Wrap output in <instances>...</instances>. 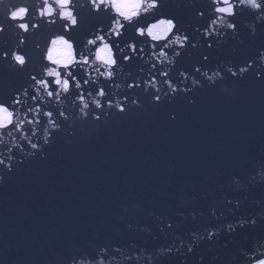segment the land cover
<instances>
[{"label":"water","instance_id":"1","mask_svg":"<svg viewBox=\"0 0 264 264\" xmlns=\"http://www.w3.org/2000/svg\"><path fill=\"white\" fill-rule=\"evenodd\" d=\"M80 2L84 6L75 8L78 27L66 34L75 41L78 52L84 51L85 39L98 26L108 31L113 18L111 9L93 13L87 0H73L74 4ZM160 3L155 15H143L131 24L122 21L125 29L119 43L134 39L137 26L162 15L176 22L181 36L190 37L189 44L195 41L203 47L179 49L173 45L166 51L180 50L182 55L169 64L154 55L150 39L137 40L138 50L145 49L143 58L125 62L117 50L118 63L111 69V78L96 71L98 64L74 66V75L81 81L85 72L90 73L89 83L82 86L87 109L81 111L82 103L74 98L80 90L74 88L68 93L61 90L58 102L42 93V100L29 98L24 106L39 103L42 111H53L52 118L62 122L63 130L55 133L43 158L39 154L23 156L13 147L14 137L16 144L25 143L20 134L8 136L3 134L8 130H0L6 141L0 143V159L14 155L25 161L12 172L0 165V175L5 177L0 183V264H70L71 256L97 245L120 247L125 255L146 250L144 255H153L154 264H248L244 253L264 251V78L257 75L264 72V64L257 59L264 49V17L247 6L238 9L236 17L227 18L234 19L236 33L223 27L217 29L220 36L204 37L211 12L204 18L196 12L201 5L207 8L208 0ZM40 6L39 0H0V49L15 47L23 36V47L32 58L25 66L28 71L40 65L35 45L40 44L42 50L54 33L63 31L64 21L51 24L48 20L52 18L38 16ZM21 7L29 10L26 18L10 19ZM21 22L29 24L27 33L17 27ZM32 24L39 28L33 29ZM113 42H117L115 38ZM209 42L212 48L206 46ZM202 54L209 56L208 61L202 60ZM157 60L160 62L153 69ZM246 62L254 63L242 77L223 72L224 67ZM218 65L225 79L214 87L198 89L195 104L182 93L172 96L164 83L167 79L179 83L181 71L199 77L195 66L211 74ZM161 69L168 70L169 76H159ZM153 75L160 93L151 85ZM145 80L150 83L146 85ZM133 82L140 86L129 88ZM28 83L25 72L0 63V100L11 104L13 94ZM100 87L105 89V97L96 94ZM164 92L170 93L172 102L165 100ZM155 94L161 95V103L153 101ZM94 98L104 107L95 108ZM133 99L142 106L133 105ZM117 100L126 105L125 113L116 108ZM60 110L68 115L67 121L56 115ZM97 114L100 120L93 118ZM171 115L176 119H170ZM26 117L33 118V114L21 109L24 130L32 127ZM39 119L37 137L32 139L40 138L43 143L44 129L49 133L52 129L42 112ZM212 210L216 216L211 215ZM241 219L257 223L226 229ZM206 229L218 230V235L197 241L193 233L203 236ZM182 241L181 252L166 251L179 248ZM189 243L193 251L187 253ZM112 264L134 262L118 255ZM139 264L149 262L141 259Z\"/></svg>","mask_w":264,"mask_h":264},{"label":"snow or ice","instance_id":"2","mask_svg":"<svg viewBox=\"0 0 264 264\" xmlns=\"http://www.w3.org/2000/svg\"><path fill=\"white\" fill-rule=\"evenodd\" d=\"M259 4L258 9L253 10L261 13V16L264 17V0H257ZM154 3L156 4V7L149 12L148 14L155 15L156 10H158L161 7L160 0H154ZM89 5L91 6V11L93 13H100L101 11H104V7L101 6L99 8H96L92 5L91 0H89ZM231 7L232 12L231 14L222 11V9L226 7ZM248 5L245 3H242L241 0H208L207 8L204 5H201L199 10L196 12V16L199 18H204L208 16L209 11L211 12V17L208 20V22L204 26V31L202 35L204 37H211L213 35L220 36L218 28L226 27L227 29L231 30L233 33H236L237 31V25L233 22L234 19L229 21L227 18H234L238 14V9L247 7ZM28 9L26 8V12L28 13ZM69 11L73 12V18L72 19H64V23L61 25V28L63 31L61 33H54L48 40L47 45L41 50V45L36 44V49L40 52V65L38 69H33L31 71H28L26 69V65L31 63V56L28 53L27 50L24 49V45L26 44V40L23 37V39L20 38L18 44L13 48H4L0 49V63H3L8 69L12 71L17 72H25L27 79L29 81L28 86L24 87L23 89L17 90L13 94V98L11 101V104H9L7 101L0 100V109H3L7 111L11 116V123L4 126L3 128H0V130H8L6 133H3L4 135H8L9 133L13 134V132H18L19 139L21 141H24L25 143H19L16 144L14 147L16 149H19V151L22 153L23 156L26 157H35L36 155H41L43 158L45 154V149L49 147L52 143L53 136L56 132L62 131V122L58 123L56 119H53V111L43 109L42 111V105L39 103H35L33 106H29L25 108L24 106L28 104V99L30 98L31 101L35 102L37 99H43L42 93L46 94V96L51 99L55 97L57 99V102L59 101L60 97V91L62 90L60 87V84L57 83V78L61 82L67 81L69 88L66 93H68L70 90L77 89L78 95H75V99L80 101L81 103L85 99L84 92L82 90V86H86L89 83L88 76H90V73L85 72V79L83 81L80 80L79 77L74 75L73 68L76 65H92V64H98L99 67H96V71L100 72L101 76H107L108 78H111L113 76V72L111 69L115 68L117 66V50L119 51L120 56L123 58V61L127 62L132 60L133 58L139 57L140 59L143 58L142 54L145 52V49L143 47H140L139 50L137 48V40H141V42L146 41L150 39L153 43L150 45V47L153 50L154 55L159 57H167L169 64H174L176 58L181 57L182 52L180 50H173L171 53L167 52L166 49L171 48L173 45H178L179 49H186V47H191L193 49H196L198 47H203V45H200L199 42H192L189 44L190 37L187 34H184L181 36L179 32L177 31V24L176 22L169 17L166 16H159L158 18L152 20L150 23L146 25H140L135 28L134 33V39L132 40H126L123 42V44L119 43V41L122 39L124 35V29L125 25L121 22V28L119 31H114V25L116 17L113 16L111 20V26L108 31H105L102 27H97L93 34L86 38L84 41V51H77V49L74 47L75 41L71 38L70 35H66L67 33L73 32L74 29L78 27L79 23V13L76 11L75 8L72 7L71 2L69 3ZM147 14V15H148ZM143 16V15H141ZM140 16V17H141ZM26 18V17H25ZM23 21V20H21ZM23 23V22H21ZM19 23V24H21ZM162 23H170L172 25V30L167 33L166 35H163L160 39H153L150 34V29L154 26ZM27 24V27L29 29V24ZM55 24V23H51ZM33 29L39 28L38 24H32L31 26ZM197 32L200 31L199 28L196 29ZM28 32V31H27ZM24 32V33H27ZM227 35V33H225ZM177 37H179V42H177ZM113 38L117 41L116 43L113 42ZM57 39H64L68 43L72 44L73 46V53L75 56V61L72 64L69 65H58L53 63L49 59V52L52 49V46L54 42ZM112 51L113 61L114 64L109 68L108 66L104 65L103 62L99 61L97 59V54L99 51L105 46ZM159 46V47H157ZM208 48H212V43H207L206 45ZM87 52L88 54H84V52ZM169 55L172 56V59H169ZM209 56L207 54H202V60L208 61ZM160 61L157 60V62H154L151 67L155 69L157 67V63ZM254 62H246L245 65H241L238 67L233 66H227L223 68V72H226L230 74L233 78H239L242 77L245 73H248L249 70L253 67ZM101 68L105 69L106 72H102ZM221 66H217L216 70L211 71V74H209V71L205 70L202 71V68L200 66H195L194 71L196 73H199V77L193 76L191 72L187 71H181L179 73L180 77H182V80L177 83L176 85L173 84V81L171 79H167L164 81L165 84H167L168 88L171 90V95L175 96L178 94H183L185 97L189 98V103L195 104V98L194 93L199 89H203L206 85L215 86L219 82L225 79V75L221 71ZM55 71L57 75H50ZM81 71H83V67H81ZM111 72V77L108 76V73ZM258 78H264V72H259ZM159 76L161 77H168L169 71L161 69L159 71ZM190 80V86H188L187 82ZM156 82V76L153 75L151 78V85L155 88V93H160L161 89L158 87H155ZM144 83L147 85L150 82L148 80H145ZM180 84H184V87H180ZM118 86V85H117ZM129 88L133 87H139V83H129L127 85ZM65 93V92H64ZM103 93V95H101ZM99 97H105L106 92L103 87H100L97 89L96 93ZM192 94V95H190ZM88 95H92L91 92L88 93ZM163 97L167 102H172L170 93L164 92ZM127 97H125V101H127ZM153 101L156 104H159L162 102V97L159 94H155L152 97ZM100 101V100H99ZM133 105H136L137 107H141L139 100L133 99L131 101ZM93 104V103H92ZM107 107H112L111 100L106 101ZM95 108L101 109L104 107V105L100 101V107H97L95 104H93ZM89 107V104H88ZM87 107V108H88ZM116 108L120 113H125L126 111V105H122L119 100L116 102ZM21 109H24L26 113H32L33 118H27V123L29 125H32V127L28 130H24L23 128V121H20L19 117L21 114ZM84 105L82 103L81 111H83ZM42 115L47 118L46 123L49 125L50 123L53 125L52 132L49 133L48 129H44V133L47 130L48 135H43L42 140L43 143L40 142V138H38L35 142L33 141L32 137H37V125H40L41 120L39 119V116ZM56 115L60 118H62L63 121L68 120V115L65 111L60 110L56 113ZM87 115V113H85ZM95 120H100V115H95L93 117ZM170 119H176L175 115H171L169 117ZM15 139V137H14ZM25 147L30 149L29 151H24ZM8 152L11 153L12 149L9 148ZM11 159L13 162L9 164L6 161H9ZM24 159H21L19 157H16L14 155H8L5 157V159H2V162H0V165L4 166V168L9 171H14L15 166L17 164L23 165ZM4 175H0V183L4 182ZM231 203V201H229ZM211 215L216 216L215 210H212ZM245 223H249L251 225H255L257 221L255 219L245 221L241 219L238 222V225H234L229 223L226 226V229L228 231H233L237 226L243 227ZM169 228L172 227L171 224L168 225ZM206 235H200L198 233H193V236H195L196 240L199 241L200 239H208L212 240L215 236L218 235V230H212V229H206ZM198 246V244L196 245ZM183 248V241L181 242V246L179 248H173L170 247L166 251L168 253L172 252H181V249ZM146 250H140L135 255H125L124 250L120 247H109L107 245H97L94 249L91 251L84 250L83 252H80L78 254H75L71 256L70 258V264H112L113 260L117 258V256H123L125 261H132L134 264H139V261L141 259L146 260L149 262V264H154V256L153 255H144V252ZM193 251V244L189 243L188 247L186 249L187 253H190ZM165 252L164 249L160 250V255H163ZM244 255L247 258L248 264H264V251H261L260 249H255V251L252 254L244 253Z\"/></svg>","mask_w":264,"mask_h":264},{"label":"clouds","instance_id":"3","mask_svg":"<svg viewBox=\"0 0 264 264\" xmlns=\"http://www.w3.org/2000/svg\"><path fill=\"white\" fill-rule=\"evenodd\" d=\"M71 2L72 7H83V2L78 4H74L73 0H39L40 7L38 8V16L40 18H52L48 20V23H56L57 19L64 20V19H72L73 12L69 11V3ZM242 3L247 4L248 6L258 9L259 4L257 0H241ZM89 4V0H87ZM91 3L94 7L99 8L101 6L104 7V12L107 13L109 9H111L112 16L116 17L115 25L113 30L119 31L121 28V22L125 21L131 24L134 20L138 19L141 15H147L151 12L155 7L156 4L154 0H91ZM222 11L231 14L232 8L226 7L222 9ZM28 15L26 12L25 7H21L18 11L14 12L10 19L12 20H24L25 17ZM17 27L22 30L23 32L29 31L26 23L18 24ZM172 30V25L170 23H162L154 26L150 29V34L153 39H160L163 35H166ZM0 31H3V28L0 27ZM23 39V36H21ZM177 42H179V37H177ZM49 59L58 65H69L74 63L75 56L73 53V46L72 44L68 43L64 39H57L51 51L49 52ZM97 59L103 62L104 65L108 66L109 68L114 64L112 51L105 45L97 54ZM260 64H264V49L259 51V55L257 57ZM164 61H167V57H163ZM251 63V62H250ZM50 75H57L55 71L50 73ZM111 72L108 73V76L111 77ZM57 83L60 84V87L63 92H67L69 85L67 81L61 82L59 78H57ZM154 86V85H153ZM205 87H211L210 85H206ZM204 87V88H205ZM103 95V93H101ZM97 107H100L99 99H93L91 101ZM84 105V109H87L88 103L82 102ZM11 123V116L10 114L0 109V128ZM49 127L52 128L53 125L50 123ZM45 136L48 135L47 130L44 133ZM9 136H12L9 133ZM0 143H6L4 138L0 136ZM16 145L15 140L13 139V147ZM2 162V159H0ZM13 161L9 159L8 163L11 164ZM12 172V171H9Z\"/></svg>","mask_w":264,"mask_h":264}]
</instances>
